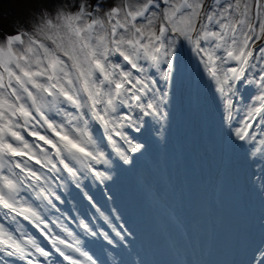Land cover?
<instances>
[{"label":"snow or ice","instance_id":"snow-or-ice-1","mask_svg":"<svg viewBox=\"0 0 264 264\" xmlns=\"http://www.w3.org/2000/svg\"><path fill=\"white\" fill-rule=\"evenodd\" d=\"M185 42L224 102L222 121L232 146L264 160V0H0V210L19 225L11 230L0 223V264H108L49 213L63 215L55 203H65L61 192L82 189L89 174L101 184L113 180L95 167L120 168L106 147L130 166L123 171L135 167L136 154L145 155L147 141H137L130 130L146 137V118H167L161 111L167 93L158 85H167L174 72L179 81ZM221 49L226 55L218 57ZM229 61L232 66L221 67ZM239 84L257 87L258 105L234 124ZM257 123L259 133L253 130ZM259 189L264 195V180ZM109 192L114 199L111 186ZM85 196L110 223L94 197ZM18 217L38 229L52 250ZM77 223L88 238L102 237L118 254L131 251L129 228L127 235L113 229V239L83 219ZM248 264H264V243Z\"/></svg>","mask_w":264,"mask_h":264},{"label":"bare ground","instance_id":"bare-ground-1","mask_svg":"<svg viewBox=\"0 0 264 264\" xmlns=\"http://www.w3.org/2000/svg\"><path fill=\"white\" fill-rule=\"evenodd\" d=\"M124 2L126 4L135 3V0H124ZM224 55L226 53L222 49L217 52L218 57ZM199 59V56L190 50V47L185 42V46L180 49L179 53V61L184 67L179 81L177 82L174 72L173 79L167 85L163 80H160L158 85L159 88L167 93L164 97L166 103L161 106V111L167 113V118L160 119L159 121H153L151 117L146 118L148 126L151 129L150 134L146 137L130 130V135L135 137L137 141L144 142L146 140L149 145V149L145 155L140 156V154H136L135 158L137 161L135 167L131 170L123 171L122 169H128L130 166L123 165L115 157L111 148L106 147L108 155L116 164H120V168H116L115 165L108 169H105L103 165H95V167L97 170L111 173L113 180L105 181V183L101 184L89 174L88 178L82 181L84 185L82 189H77L73 186L69 190L70 195H66L62 191L61 195L65 203H60L59 201L55 203L63 215L49 213L52 221L59 219L60 224L79 234L78 228L80 227L77 225V222L81 219L85 220L84 215L91 210L89 214L93 216L97 223V225L91 224V226L100 232H107L113 239H118L113 229L127 235L125 232L127 228L132 232L139 229L140 233H143V230L147 231L150 229L152 232L148 233V236L152 239L153 235L158 236L160 232H157L155 228H147L142 225V223L150 224V222L142 215L131 213L132 208L124 203L120 195L121 191L130 185L135 186L134 184H136L140 186L141 183L144 194L148 193L153 207H166L169 213L167 215L163 211L158 210L155 217L157 221L166 227L170 239H161L160 250L165 251L170 248L172 241H176L177 238L183 235L188 236L190 234L188 230H179L175 222L187 221L190 224L192 221L191 216L193 217L192 213L189 216L190 208L202 201L201 198H198L199 196H196L198 185L193 181L192 173L187 171L190 163L196 159L199 169L211 170L209 173H203V175L210 176L211 182H208L204 195L207 197V200L212 198V207L215 212L211 222L213 225L210 235L207 234L204 237L205 240H210L209 248L211 250L215 249L219 238H222L220 231L223 230L222 225L226 216H223V213H227V205H230L225 204L226 201L222 197L224 174L226 171H233L238 169L239 166L244 167V165V170L246 168L249 174L247 177V200L242 210L246 212V216L255 218L257 225L255 239L260 241V245L264 243V195L261 194L259 189L261 181L264 180V160L260 158L259 153L256 156H252L247 147L232 146L234 141L231 140L230 134L222 121L224 102L219 98L218 94L208 87L209 77L203 65L199 63ZM228 66H232L231 61L221 65L224 68ZM154 78L159 79L158 74ZM257 95H259V91L255 85L247 86L246 84H239L237 86V91L233 97L236 101L233 108L234 124H238L242 119L247 118L246 112L248 107L254 103L258 105L255 99ZM69 111L74 110L69 109ZM124 114L123 111L120 112L121 116ZM56 119L59 120L60 117H56ZM157 129L160 131H157ZM253 130L259 133L260 124L257 123ZM22 134L25 135V138L30 143L34 142V138L26 135V132ZM95 134L97 136L100 135L98 128L95 129ZM49 135L51 134L49 133ZM104 144L107 145V141H104ZM210 147L217 149L214 158L208 155L207 150ZM229 149H232L237 156L229 153ZM34 167L39 168L38 165H34ZM15 171L19 172V169ZM212 171H214V174L211 180L210 174ZM4 174H7V172L5 171ZM117 176L118 180L116 184H113ZM109 186L112 187V192L115 193L114 199H109L111 195ZM85 193L94 197L96 206L102 199L106 198L115 206V213H112L109 219L110 223H106L103 221L104 219L100 218V214L96 212V208L89 202ZM190 193H194L192 199L190 198ZM21 195L26 197L28 193L22 192ZM171 198L174 199L175 204ZM197 198L198 200H196ZM115 216L117 221H115ZM244 218L245 215L242 217V220ZM197 219L198 222L201 221L199 224L209 221L202 217H197ZM0 223L4 224L5 222H2L0 219ZM8 223L10 224V222ZM5 226L11 230L19 227L16 224L11 227ZM23 227L27 232L30 231L24 225ZM31 227L35 229V236L37 238L42 237L38 229L33 225ZM54 230L59 231V228H55ZM31 234L33 235L32 231ZM60 234L64 235L63 232ZM94 240L101 250L100 254H102V257L99 260L106 259L108 264H110L108 257L111 253L115 256L118 255L119 258L121 256L128 258L130 254L131 256H135L142 249L141 247L136 248L131 246V251L124 250L118 254L119 249L108 245L102 237L94 238ZM43 245L52 250L47 241ZM85 248L89 251L86 245ZM143 248L145 249L146 246H143ZM169 255L168 258H161L159 261L154 260L153 262L164 264L168 261L176 262L178 260L177 255ZM166 259L167 261H165ZM179 260L184 263L191 262V259L188 262L183 258H179Z\"/></svg>","mask_w":264,"mask_h":264}]
</instances>
